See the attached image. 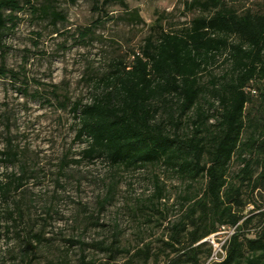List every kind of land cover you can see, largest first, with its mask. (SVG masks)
Instances as JSON below:
<instances>
[{
    "label": "rangeland",
    "instance_id": "rangeland-1",
    "mask_svg": "<svg viewBox=\"0 0 264 264\" xmlns=\"http://www.w3.org/2000/svg\"><path fill=\"white\" fill-rule=\"evenodd\" d=\"M28 1L21 0L14 26L7 21L0 33V70L15 73L0 77V151L10 140L18 153L13 162L0 164V181L19 175L20 166L26 169L23 186L0 198V264H100L109 259L97 246L101 241L118 248L115 264L127 258L125 250L131 254L145 244L156 252L187 207L181 197L196 195L202 181L187 187L163 165L113 169L101 160L73 162L84 143L74 140L70 107L76 100L90 101L95 82L112 61L129 63L132 53H141L148 35L179 31L198 9L186 10L185 2L191 0H127L126 8L108 5L100 12L86 0ZM226 1L241 10H264V0ZM52 10L62 18H53ZM134 10L139 20L131 18ZM225 67L219 58L208 68L219 75ZM241 158L258 160L252 165L253 179L264 170V151L246 150ZM242 167L234 156L228 180L237 183ZM262 186L252 193L243 188L245 200L252 201L243 214L255 205L264 207V182ZM16 207L20 215L15 211L10 217L6 210ZM249 227L251 236L254 224ZM232 233V227H220L202 239L211 254L207 257L203 250L201 263L220 260ZM33 234L40 241H32L31 248L26 238ZM163 259L160 255L158 264ZM147 264L154 263L150 259Z\"/></svg>",
    "mask_w": 264,
    "mask_h": 264
},
{
    "label": "trees",
    "instance_id": "trees-1",
    "mask_svg": "<svg viewBox=\"0 0 264 264\" xmlns=\"http://www.w3.org/2000/svg\"><path fill=\"white\" fill-rule=\"evenodd\" d=\"M86 1L99 12L108 5L126 8L127 2ZM185 8H197L199 14L179 31L148 35L141 53H132L129 63L111 62L95 82L90 101L72 104L74 140L84 143L73 162L101 160L113 169L163 165L187 187L202 181L196 195L181 197L187 207L171 223L162 246L156 252L148 244L131 254L125 250L128 256L120 264H147L150 259L158 264L160 255L165 256L160 264H202L200 253L204 250L208 257L211 247L201 240L226 226L233 233L223 244L224 255L209 264H264V207L255 205L243 214L252 202L245 200L243 188L252 193L263 187L264 170L253 179L252 165L258 160L241 158L246 150L264 151V10H241L226 0H191ZM21 10V0H0V33L7 21L14 26V14ZM50 14L62 18L57 11ZM131 18L140 19L136 10ZM219 58L226 67L215 75L208 67ZM9 73L14 77L12 71L1 69L0 77ZM17 155L8 140L0 151V164L13 162ZM234 156L243 162L237 183L228 180ZM261 163L264 168V158ZM25 170L20 166L19 175L0 181L1 199L23 186ZM154 183L159 199L157 177ZM15 211L20 215L18 207L6 213L12 217ZM39 239L33 234L26 242L32 248V241ZM97 246L109 254L100 264H115L118 248L103 241Z\"/></svg>",
    "mask_w": 264,
    "mask_h": 264
},
{
    "label": "built area",
    "instance_id": "built-area-1",
    "mask_svg": "<svg viewBox=\"0 0 264 264\" xmlns=\"http://www.w3.org/2000/svg\"><path fill=\"white\" fill-rule=\"evenodd\" d=\"M253 93L255 92V91H252Z\"/></svg>",
    "mask_w": 264,
    "mask_h": 264
}]
</instances>
